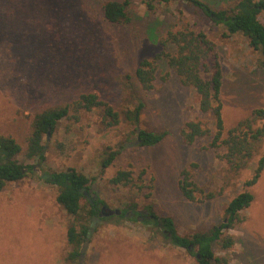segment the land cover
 Listing matches in <instances>:
<instances>
[{"label": "rangeland", "instance_id": "1", "mask_svg": "<svg viewBox=\"0 0 264 264\" xmlns=\"http://www.w3.org/2000/svg\"><path fill=\"white\" fill-rule=\"evenodd\" d=\"M108 1L127 2L128 22L104 19L102 6ZM201 1L217 10L238 0ZM152 6L148 9L146 0H0V134L21 147L19 162L35 164L24 152L37 113L87 93L111 104L121 118L124 110L143 104L138 126L121 121L105 129L100 112L92 111L81 113L77 123L62 120L48 141L44 136L45 164L0 192V264H77L68 255L80 253L85 240L70 245L67 230L79 223L93 224L82 264H194L185 250L164 241L163 230L142 224L150 217L128 211L134 221L91 224L87 205L77 220L68 215L56 202L57 187L46 183L50 172L74 169L91 179L89 199L103 202L99 216L118 214L132 204L138 212L151 206L186 237L218 225L229 201L244 191L264 154V141L248 168L228 173L219 159L222 150L208 147L209 137L192 145L182 141L179 130L188 121L214 126L211 114L199 112L194 91L181 86L164 62L158 63L149 92L140 90L134 71L161 50L167 32L205 33L221 72L220 115L226 132L252 110H264L262 57L247 38L228 35L185 2ZM258 20L264 24V11ZM140 129L166 136L151 147L132 145L137 143L133 131ZM111 151L118 155L101 167L105 152ZM183 169L193 173L202 190L195 201L179 191ZM124 170L131 173L132 184L112 185L110 179ZM249 191L253 202L240 213L242 221L227 230L233 246L227 251L213 246L227 264H264V168Z\"/></svg>", "mask_w": 264, "mask_h": 264}, {"label": "trees", "instance_id": "2", "mask_svg": "<svg viewBox=\"0 0 264 264\" xmlns=\"http://www.w3.org/2000/svg\"><path fill=\"white\" fill-rule=\"evenodd\" d=\"M170 1L185 2L196 8L214 25L222 26L228 35L241 34L248 39L250 47L258 51L262 57L264 67V24L258 20L264 11V0H238L232 6L213 10L201 0H146L148 9L152 3L168 4ZM127 2L119 3L108 1L102 6L104 19L110 24L128 22L126 11ZM161 50L152 58L140 61L134 71L135 80L143 92L154 89V81L158 63L165 65L176 75L181 86L191 88L198 98V110L201 114H211L214 119L213 128L201 121H188L179 130L182 141L192 145L199 138L209 137L208 147L213 150H222L219 159L226 167V171L238 175L249 167L251 160L260 152L264 141V110H252L250 115L239 121L234 127L224 132L220 115L219 89L221 72L215 62L213 43L203 32L193 30H178L167 32L160 40ZM171 47V49H170ZM143 104L138 103L132 109L123 111V118L113 106L99 98L94 93L80 94L77 99L48 108L34 115L31 122V134L27 140L24 155L35 164H22L18 157L22 152L18 143L9 136L0 134V192L9 183L22 181L35 168L45 164V147L42 144L44 136L53 133L62 120L79 121V115L99 111L101 123L105 129L117 126L121 121L131 126H138ZM136 141L140 147H151L161 143L166 132L153 133L143 129L134 130ZM118 155V151L105 152L101 167H108ZM195 167L194 165H192ZM264 168V154L257 161L256 168L249 180L244 182V191L233 197L227 204L223 220L207 232H196L190 236L177 233L174 223L169 217H158L151 206L144 208L151 220H144V226L163 230L164 241L172 246L183 249L192 257L194 264H227L224 257L215 255L213 246L221 251L229 250L234 244V238L227 230L232 229L242 221L240 213L247 209L254 200L249 191L260 177ZM178 183L182 197L188 201H195L197 194H202L201 188L193 181V173L188 169L180 172ZM114 186H128L132 184L129 171H118L109 181ZM46 183L57 187L56 202L73 218H77L84 205L86 212L93 223L96 217L100 222H109L113 219L116 224L121 221H134L128 217V211L139 216L135 204L118 214L99 216V206L103 202L90 198L92 180L74 169L60 172H50ZM89 226L79 223L78 228L70 225L67 230V239L70 245L78 246L88 235ZM79 253L75 250L68 255V260H78Z\"/></svg>", "mask_w": 264, "mask_h": 264}, {"label": "water", "instance_id": "3", "mask_svg": "<svg viewBox=\"0 0 264 264\" xmlns=\"http://www.w3.org/2000/svg\"><path fill=\"white\" fill-rule=\"evenodd\" d=\"M49 132H47L46 133V141H48V139H49ZM138 143H134V144H132V145H137ZM132 145H130V146H132ZM97 220V218L96 217H94L93 218V223H94V221H96ZM92 230H93V224H92V226L89 228V230H88V234H90L91 232H92ZM87 245H88V236L85 238V241H84V243H83V245H82V248H81V250H80V253H79V257H78V260H77V264H82L83 263V258H84V252H85V250H86V248H87Z\"/></svg>", "mask_w": 264, "mask_h": 264}, {"label": "flooded vegetation", "instance_id": "4", "mask_svg": "<svg viewBox=\"0 0 264 264\" xmlns=\"http://www.w3.org/2000/svg\"><path fill=\"white\" fill-rule=\"evenodd\" d=\"M139 216L149 217L147 211L139 212Z\"/></svg>", "mask_w": 264, "mask_h": 264}]
</instances>
